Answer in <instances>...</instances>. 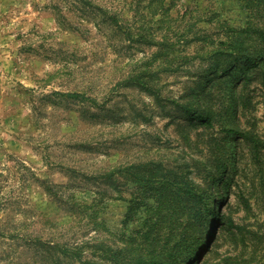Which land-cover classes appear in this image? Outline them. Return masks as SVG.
Returning <instances> with one entry per match:
<instances>
[{
    "label": "rangeland",
    "instance_id": "obj_1",
    "mask_svg": "<svg viewBox=\"0 0 264 264\" xmlns=\"http://www.w3.org/2000/svg\"><path fill=\"white\" fill-rule=\"evenodd\" d=\"M0 264H264V0H0Z\"/></svg>",
    "mask_w": 264,
    "mask_h": 264
},
{
    "label": "bare ground",
    "instance_id": "obj_2",
    "mask_svg": "<svg viewBox=\"0 0 264 264\" xmlns=\"http://www.w3.org/2000/svg\"><path fill=\"white\" fill-rule=\"evenodd\" d=\"M221 200V199H220ZM217 202V201H216ZM219 203V202H218ZM221 211V210H220ZM217 215V214H216ZM216 222L211 221L208 226L204 229V234L202 235V237L200 238V240L198 241V243L196 244V251L194 254H192L189 259L187 260L188 262H190L192 259L198 260L201 256H202V252L203 249L206 245V243L208 242V240L211 238V235L214 232V226H215Z\"/></svg>",
    "mask_w": 264,
    "mask_h": 264
},
{
    "label": "trees",
    "instance_id": "obj_3",
    "mask_svg": "<svg viewBox=\"0 0 264 264\" xmlns=\"http://www.w3.org/2000/svg\"><path fill=\"white\" fill-rule=\"evenodd\" d=\"M79 95H71V97H78ZM200 119H202L201 117H199V120ZM206 121H204V120H202V123H205ZM212 213V212H211ZM205 225H203V227H204ZM204 230V229H203ZM202 237V236H201ZM200 239V238H199ZM198 243V240H197V242H195L193 245H192V247H191V252H193V251H196V244Z\"/></svg>",
    "mask_w": 264,
    "mask_h": 264
}]
</instances>
